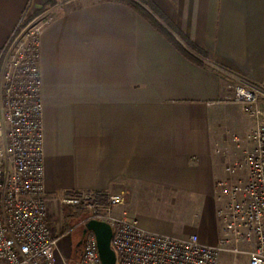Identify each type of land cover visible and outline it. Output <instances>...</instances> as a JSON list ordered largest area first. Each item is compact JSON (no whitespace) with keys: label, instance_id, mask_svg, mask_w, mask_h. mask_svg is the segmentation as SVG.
Instances as JSON below:
<instances>
[{"label":"crops","instance_id":"0c3cea01","mask_svg":"<svg viewBox=\"0 0 264 264\" xmlns=\"http://www.w3.org/2000/svg\"><path fill=\"white\" fill-rule=\"evenodd\" d=\"M29 1L0 0V52ZM152 1L208 56L189 59L123 1L32 2L29 16L46 20L39 66L51 213L68 221L59 199L67 191L125 190L132 200L118 211L129 208L144 227L215 243L225 175L216 147L230 143L228 131L254 126L227 97L236 85H264V0ZM151 195L191 206L182 233L159 229L167 214L141 206Z\"/></svg>","mask_w":264,"mask_h":264},{"label":"built area","instance_id":"2783aa9c","mask_svg":"<svg viewBox=\"0 0 264 264\" xmlns=\"http://www.w3.org/2000/svg\"><path fill=\"white\" fill-rule=\"evenodd\" d=\"M29 1L16 29L0 52V264H57L58 237L51 222L45 188L43 79L39 66L40 33L46 20L30 17ZM264 85H236L227 100L254 120L230 143L217 146L225 175L216 181L220 234L215 243L197 233L175 235L141 225L129 208L132 193L67 191L63 205L88 213L113 228L116 264H219L223 253L246 255L264 264ZM79 264H102L97 237L88 231Z\"/></svg>","mask_w":264,"mask_h":264},{"label":"rangeland","instance_id":"374dc122","mask_svg":"<svg viewBox=\"0 0 264 264\" xmlns=\"http://www.w3.org/2000/svg\"><path fill=\"white\" fill-rule=\"evenodd\" d=\"M261 106L264 107V101L263 103H261ZM235 110L238 111V108H235ZM215 194H217V189L215 190ZM155 196L151 195V198L150 197L149 199L145 198L144 199L145 201L142 200L141 206H143V209L146 211L154 210V209H156V211L160 210L162 211L161 212L162 214L165 213V215L167 214V216L170 217V218L160 217L159 220L156 219L157 222L166 225V227L163 226V228L161 227L159 229L177 234L182 233L183 232L182 228L184 225L183 221H185L184 219L187 220L191 206H188L187 204L185 205L184 203H180V202H172V201L170 202L168 200L166 201L167 197H170L169 195H155ZM181 200H185V198H181ZM194 201L197 203L198 199L195 198ZM218 206H219V202L217 201V207ZM65 207H69V206L62 204V208L64 209ZM146 207H149L150 209H147ZM59 210L62 211L61 207ZM216 213H217V209H216ZM51 215H52L51 222L55 231V235L58 238L59 236L63 237V235H66L64 239L62 238L63 239L61 240L62 242L60 241L63 249L61 247H60L61 249H59L58 247L54 254L57 264H79L80 256L77 258L73 256L74 248L76 247V243L79 240L82 231L81 226L78 225L79 220L69 219L68 221H64L63 218L56 217L54 211L51 213ZM217 223L219 224L218 220ZM68 224H70V228L64 230V227L62 228V225L67 226ZM56 229H58V231ZM69 236L71 237V240L73 242V251L71 254L69 248V241L67 238ZM80 254H81V249H80ZM219 264H250V262H249V258L246 255L235 256L229 253H223L220 257Z\"/></svg>","mask_w":264,"mask_h":264},{"label":"trees","instance_id":"16d2710c","mask_svg":"<svg viewBox=\"0 0 264 264\" xmlns=\"http://www.w3.org/2000/svg\"><path fill=\"white\" fill-rule=\"evenodd\" d=\"M123 1L134 9H136L141 15H143L155 28L170 40L183 54L189 59L200 63V60L196 55L207 57V52L188 39L182 34L174 25V23L161 11V9L152 0H117ZM66 217L69 219L81 220L85 218L88 213L82 210L75 209L73 207L64 208ZM70 228V224L64 226V230ZM82 234V233H81ZM81 237V235H80ZM73 256L75 258L80 256V249L74 248Z\"/></svg>","mask_w":264,"mask_h":264},{"label":"water","instance_id":"95a60500","mask_svg":"<svg viewBox=\"0 0 264 264\" xmlns=\"http://www.w3.org/2000/svg\"><path fill=\"white\" fill-rule=\"evenodd\" d=\"M88 231H93L97 237L102 264H116L117 255L112 247L113 228L111 224L107 221L96 218L88 220L82 228V234L76 243V248L81 249L84 236Z\"/></svg>","mask_w":264,"mask_h":264}]
</instances>
